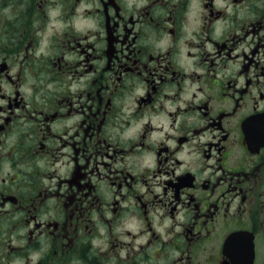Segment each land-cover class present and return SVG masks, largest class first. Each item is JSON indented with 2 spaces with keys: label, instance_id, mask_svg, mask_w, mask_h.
Here are the masks:
<instances>
[{
  "label": "flooded vegetation",
  "instance_id": "1",
  "mask_svg": "<svg viewBox=\"0 0 264 264\" xmlns=\"http://www.w3.org/2000/svg\"><path fill=\"white\" fill-rule=\"evenodd\" d=\"M0 264H264V0H0Z\"/></svg>",
  "mask_w": 264,
  "mask_h": 264
}]
</instances>
